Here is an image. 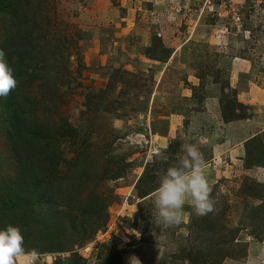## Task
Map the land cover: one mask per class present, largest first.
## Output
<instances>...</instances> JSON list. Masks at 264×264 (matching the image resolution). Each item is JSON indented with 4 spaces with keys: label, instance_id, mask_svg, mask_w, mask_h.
Returning a JSON list of instances; mask_svg holds the SVG:
<instances>
[{
    "label": "rangeland",
    "instance_id": "374dc122",
    "mask_svg": "<svg viewBox=\"0 0 264 264\" xmlns=\"http://www.w3.org/2000/svg\"><path fill=\"white\" fill-rule=\"evenodd\" d=\"M1 3L0 44L30 30L17 83L36 105L30 124L0 108L14 264H264V0ZM183 143L204 156L214 208L185 204L165 228L148 192ZM24 187L48 189L49 211L8 197Z\"/></svg>",
    "mask_w": 264,
    "mask_h": 264
},
{
    "label": "clouds",
    "instance_id": "9594fccd",
    "mask_svg": "<svg viewBox=\"0 0 264 264\" xmlns=\"http://www.w3.org/2000/svg\"><path fill=\"white\" fill-rule=\"evenodd\" d=\"M0 50V97L7 96L17 86L13 70ZM183 155L178 162L158 177L152 216L165 228L182 221L185 204L197 216H205L214 208L209 181L203 172L205 160L195 143L181 145ZM24 237L20 229L9 225L0 229V264H14V257L23 251Z\"/></svg>",
    "mask_w": 264,
    "mask_h": 264
},
{
    "label": "trees",
    "instance_id": "16d2710c",
    "mask_svg": "<svg viewBox=\"0 0 264 264\" xmlns=\"http://www.w3.org/2000/svg\"><path fill=\"white\" fill-rule=\"evenodd\" d=\"M15 2H18L19 0H14ZM14 3V2H13ZM5 5V3L0 4V9L5 10L2 6ZM28 25L25 24L24 21H21L18 23V26L12 31H7L5 34V37L3 41L0 44V50L3 48V52L5 53V58L9 62V64L12 66L13 70L15 71L16 75V80L17 82L24 78L28 73L29 70V65L23 61V58L26 57L25 53H27V39L26 36L30 32L29 29H27ZM7 30L9 29L6 27ZM26 50V51H25ZM32 73H35L34 71ZM35 102L33 103V100H29L24 93V88L23 85L17 83V86L14 90L10 91L7 96L0 97V108L1 110H4L5 113L9 115L10 118L14 117V120L17 123H24V122H29L31 121V118L34 114L35 110ZM63 133L62 136H70L73 130L75 128L73 126L63 124L62 126ZM23 132V130L21 131ZM29 133V131H28ZM11 137H13V140L16 145V151L17 154L19 155L18 162L19 166L24 167L23 159L21 158V153H23L24 149H22L23 143L26 141V139H22V144L20 140H18L17 135L13 134L11 131ZM16 137V138H15ZM23 138V137H22ZM35 140V139H34ZM35 143L38 145L40 144V141L35 140ZM58 166V162L55 164ZM23 170L26 171V168H23ZM157 185H154L151 187L150 194L151 192H155L157 190ZM152 190V191H151ZM49 190L43 192L37 193V195L31 194V191L28 187H24L21 189H14L13 192H11L8 197L14 196V199L22 198L25 197L27 201H33L36 203L37 208H42L44 207L45 209L49 211L50 207V202L48 199L49 198ZM145 196V194H144ZM43 211V210H41Z\"/></svg>",
    "mask_w": 264,
    "mask_h": 264
},
{
    "label": "crops",
    "instance_id": "0c3cea01",
    "mask_svg": "<svg viewBox=\"0 0 264 264\" xmlns=\"http://www.w3.org/2000/svg\"><path fill=\"white\" fill-rule=\"evenodd\" d=\"M242 145V144H241ZM244 147V146H243ZM203 172H206V167L203 168Z\"/></svg>",
    "mask_w": 264,
    "mask_h": 264
}]
</instances>
